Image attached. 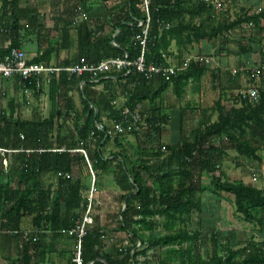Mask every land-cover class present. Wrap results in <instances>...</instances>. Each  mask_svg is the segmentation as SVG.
Segmentation results:
<instances>
[{
    "label": "trees",
    "instance_id": "16d2710c",
    "mask_svg": "<svg viewBox=\"0 0 264 264\" xmlns=\"http://www.w3.org/2000/svg\"><path fill=\"white\" fill-rule=\"evenodd\" d=\"M19 1L0 0V27L15 37L8 48L0 49V59L11 48L24 51L20 43L24 26L20 23ZM127 1L129 11L121 12V18L114 24L119 30L114 40L118 47L111 44L116 31L113 29L108 38L97 39L89 46L88 41L100 29L89 30L84 23L79 24V34L82 29L86 32L78 41L79 57L83 56L84 49L95 53L99 49L104 51L96 59L81 58L79 63L125 57L134 60L140 55L135 36L141 29L133 19L143 20L145 15L140 0ZM250 7L253 8L251 4ZM247 8L243 5L237 16L230 19L217 14L205 0H151L146 61L166 62L163 56L181 58L189 52L188 46L205 45L216 39L228 41L231 34L244 32L249 24V39H239L242 43L239 49L246 55L244 50H250L247 57L252 53L260 55L258 65L262 74L253 80L258 89L257 101L244 100L238 91L231 94L226 106L224 95L219 94L213 106L200 110L198 127L183 133L172 145L161 141L165 125L170 121L169 112L159 111L155 105L149 108L154 115L148 120L159 121L161 125L151 130L152 133H113L119 112L116 101L120 95H125L123 107L134 108L149 96L153 101L160 99L171 85L179 98L187 87L196 85L210 71L211 62L192 61L169 82L159 78L161 86L147 98L136 89L146 80L134 72L125 76L108 72L97 77L89 73L70 77L64 72L52 73L48 75V82L41 78L39 88L35 79L18 78L20 92L27 89L36 97L44 94L49 108L46 115L23 118L14 98L8 100V110L0 104V148L17 151L4 156L6 168L0 162V237H7L15 244L14 253H0V264H38L49 247L44 240L47 234L70 238L75 248V237L63 236L58 231L75 228L88 207L91 174L79 149L87 154L96 188L89 211L92 223L86 226L82 239L83 264H264V241L256 242L252 238L239 244L227 232L219 235L213 228L204 232L200 222L196 228H191L194 215L200 218L207 207L202 196L221 199L225 193L232 196L234 213L246 223H257L260 233L264 232V189L246 185L240 179H230L223 169L225 160L221 146V142H227L244 164L258 162L257 167L262 164L264 9L248 14ZM166 24L170 25L168 29H165ZM32 32L37 43L39 27L33 26ZM200 55L211 57L207 51ZM44 56L37 54L29 61L44 63ZM240 69L242 67L234 75H247ZM103 76L110 77L100 80ZM113 79L121 85H112ZM96 80L103 84V90L89 91ZM80 82L84 83L82 89ZM94 109H97L96 114ZM102 113L109 124L100 119ZM162 146L166 147V152H161ZM236 165L241 164L237 161ZM252 170L259 171L260 175L258 168H251L250 173ZM59 173L68 174L70 178L59 177ZM196 174L204 175L207 183L198 182ZM110 181L114 190L106 187ZM105 189L116 200L104 201ZM113 202L117 203L115 210L110 208ZM24 221L29 223V229L24 228ZM22 230L32 233L22 239L19 234ZM155 232H159L158 235H154ZM117 233L127 236L125 243L115 238ZM207 234L212 248L202 252Z\"/></svg>",
    "mask_w": 264,
    "mask_h": 264
},
{
    "label": "crops",
    "instance_id": "0c3cea01",
    "mask_svg": "<svg viewBox=\"0 0 264 264\" xmlns=\"http://www.w3.org/2000/svg\"><path fill=\"white\" fill-rule=\"evenodd\" d=\"M246 3V4H245ZM83 6V11L87 14V19L84 21H79L75 19L74 15V9L78 6ZM234 6L231 8L230 11L234 12H240V8L244 5L245 7H250V3L247 2H239L238 0H235ZM252 7L261 6L264 9V0L255 1L251 4ZM19 8L21 9L20 17L21 21L20 23L24 26L23 27V37H20V43L22 45V48L26 52V56L28 59H31L35 55H42V53L46 56H44L45 61L44 64L50 67L55 68H69L79 65V60L82 59H96V57H99L101 54H103V49H99L98 52H93L92 50H89L86 52V49L82 51L83 56L79 57V38L86 35L85 29H82V33L79 34L77 27L79 24L84 23L86 27L89 28V30H97L98 28L100 31L97 32L96 35H94L93 39L88 41V45L92 46V44L97 39H103L108 38L111 33H113V30H116L115 33L112 35L113 41L111 44L115 47H118L114 43L115 38L117 37L119 30L116 28V23L121 18V12L129 11V5L127 0H113L109 1L107 3L101 1V0H20L19 1ZM135 20V19H133ZM140 21V20H138ZM115 24V25H114ZM132 25V23H130ZM33 26H38L40 33H38L37 43H35V36L33 35ZM262 26L264 27V21L262 22ZM45 31V33L41 32V29ZM113 29V30H112ZM30 31L29 33L27 32ZM32 34V35H31ZM232 38V37H231ZM15 37H11L6 32L0 36V49H4L6 45L9 43L11 44V41H14ZM54 40V41H52ZM225 39H216L213 40L211 43L207 44H200V45H193V47L188 46L187 49L189 52L183 54L181 58H178L175 56H168L165 57V60L167 63H177L180 62L187 57L190 56H196L200 55L201 52L205 53L206 51L209 52V56H213L212 59L215 63L210 65V71L202 77L200 82H198L196 85L189 86L186 88L187 92L188 90H193L195 93H200L203 89V79L207 76L210 78V83L212 84V88L216 89L220 94H223L224 101L223 104H228L226 106H229L231 94H236L238 91L245 90L244 87V81H247V75L242 73L240 76L234 75L231 73L232 70H239V68L246 66H259V56L258 54H249L250 50H244L247 55L240 51V49H237L235 46L234 48L226 47L225 45ZM237 44V40L235 41ZM25 44H32L36 46V48L33 50V52L30 54L28 50L24 48ZM52 44V47H51ZM234 44L230 43L229 46ZM242 44V43H241ZM235 49V50H232ZM172 52L175 51L174 46L171 47ZM48 54V55H47ZM229 54V55H228ZM105 61V60H104ZM255 62V63H254ZM233 64V66H232ZM238 66V67H237ZM119 72V71H114ZM121 73V72H120ZM106 77L110 76H103L100 80L105 79ZM117 78V77H116ZM113 79L112 85L117 86L121 85L118 84ZM95 86H92L89 88V91L94 90L96 92H101L104 88L103 84L100 83L99 80L93 81ZM122 83V82H121ZM16 84V87H13V85ZM241 84V85H240ZM12 87L15 90H18V78L12 77L9 79H0V104L2 107H5L7 110L8 107V97H9V89ZM86 86V85H85ZM137 90H139L140 94L144 95L146 98L149 95H152L154 92L158 90V88L161 86V81L159 78H153L151 80H146L145 82H142L137 85ZM80 89L84 87V83L80 82L79 84ZM21 90H18V92ZM23 93V92H22ZM5 94V96H4ZM23 99L26 97L28 99V96H34L35 99H40V97H45L44 94L40 95L39 97H36L32 93L25 94L23 93ZM74 100L76 103H78L77 95L76 93H73ZM171 96H175V93L173 91L172 85L168 87V89L161 95L160 99L151 100L150 96L148 99H144L141 104L145 108H150L152 105H155L156 108H159V111H168L170 121L175 116V104L174 105H166L164 104V100L168 99L169 101L172 100ZM177 96V95H176ZM175 96V97H176ZM178 97V96H177ZM219 97V96H218ZM47 99V97H45ZM7 99V103L2 102L3 100ZM178 100V99H177ZM176 100V101H177ZM126 102L125 95H120L119 98L116 101V104L118 105L119 109L123 107V104ZM26 105L30 104V101L24 102ZM18 105V104H17ZM19 106L16 107L18 110ZM177 109L180 110V105H177ZM94 109V113H95ZM48 113V112H47ZM46 113V114H47ZM97 113V112H96ZM95 113V114H96ZM37 114L40 115H46L42 111H40V108L37 106L33 110L32 116H28L26 118H32L35 117ZM100 119L102 122L109 124L104 116V113L101 114ZM170 121L168 124H170ZM112 126V125H111ZM169 133V134H168ZM172 138V139H171ZM172 135L171 132L167 131L165 128V131H163L161 135V141L163 144H175L178 142L179 139ZM261 164V163H260ZM254 164L251 163V166ZM257 165L258 162H257ZM262 168L264 167V164H261ZM260 165V166H261ZM257 167V166H253ZM251 167V168H253ZM250 168V166H249ZM262 169L260 170L261 173ZM264 176V173H262ZM242 180L241 178H239ZM246 185L249 186H255L257 188L264 189V183L259 184L256 182V184L251 180V178L247 181L242 180ZM109 188L114 190L113 182L110 181ZM111 190V191H113ZM110 196V195H109ZM102 197H104L102 195ZM112 201L116 200L115 197H109ZM108 198V199H109ZM105 201L106 199L103 198ZM107 201V200H106ZM116 202H113L111 204V209L115 210L116 208ZM124 206V205H123ZM103 217V216H102ZM28 222V221H27ZM26 223V222H25ZM254 225V224H253ZM25 229H29V223H26ZM260 228V227H259ZM253 233L251 235L252 238L256 242H262L264 241V232L260 233ZM159 232H155L154 235H158ZM118 241H125L127 240V236L124 233H117L115 237ZM45 243L48 245V249L46 251L45 257L40 260L38 264H70V259L72 257V252L74 251V242L70 238L65 237H56L52 236L51 234H47L45 237ZM15 244L12 243V240L7 237H0V253L4 255L14 253L15 251ZM140 246V243L138 244ZM72 262V259H71Z\"/></svg>",
    "mask_w": 264,
    "mask_h": 264
},
{
    "label": "built area",
    "instance_id": "2783aa9c",
    "mask_svg": "<svg viewBox=\"0 0 264 264\" xmlns=\"http://www.w3.org/2000/svg\"><path fill=\"white\" fill-rule=\"evenodd\" d=\"M239 2L246 1L247 3L252 4L255 1L259 0H238ZM205 2L209 3L214 11L217 14H225L230 12L233 7V0H205ZM150 4L151 0H140V8L144 13L145 17L143 20L137 21L133 20L134 24L141 29V32L135 36V39L138 41L140 46V55L134 60H128L125 58H111L109 60L101 61L99 63H86L84 60H81L79 65L69 68H55L47 66L44 63H30L27 58L25 52L21 48H11L4 56L0 59V79H9L12 77L19 78L23 81H28L30 79H35L37 84L36 87L39 88L41 85V78H44L48 82V75L52 73H60L64 72L68 77L72 75H81L83 73H89L94 77L99 75H105L108 72L119 71L123 74V76L128 75L131 72L139 74L145 80H151L153 78H160L164 81H171L176 78L180 73L184 72L189 63L197 62H205L212 63V59L209 57L196 55L190 56L186 59L173 63H167L162 61H146L145 59V47L147 44L148 34H149V25H150ZM248 14L259 13L263 10L261 6L257 7H249L247 8ZM75 19L79 21H83L87 19V14L82 10L81 7H76L74 9ZM132 24V25H134ZM251 24L247 25L250 27ZM170 27L169 24L165 25V29ZM6 31H4L0 27V36L3 35ZM10 44L8 43L5 47L8 48ZM163 58H165L163 56ZM247 72V80L249 84L247 85L244 91H240L242 98L248 100L250 102H255L258 99V89L254 84L253 80L258 79L262 74V70L259 66H251V67H242V69ZM238 70H232V74H236ZM25 94H28L29 91L27 89L24 90ZM154 113L149 108H145L143 104H137L134 108L131 107H123L119 109L118 112V122L113 126V133L115 134H127L132 132H143L147 134L148 132L152 133L156 127H160L159 121H149L148 118L153 116ZM148 120V121H147ZM149 133V134H150ZM152 136V134H150ZM14 150H6L0 148V162L4 168L7 167V160L4 156L8 153H16ZM78 152L82 153L85 157L88 167L90 169L91 183L88 194V207L86 212L84 213L81 221L78 225L73 229H62L58 231L59 234L67 237H75V248L73 252L72 264H83V259L81 256L82 252V239L86 235L85 228L87 225L92 223V219L89 215L91 201L93 200L94 194L96 192L95 188V175L91 170V165L87 158V154L83 149H79ZM161 152H166V147H161ZM190 161V159H188ZM261 163L264 164V154L261 156ZM259 171L252 170L251 180L256 181L259 177ZM59 177H63L66 179L70 178L68 174H58ZM31 231L22 230L19 232L21 234L22 239H26L31 235ZM36 234L40 233V231H36Z\"/></svg>",
    "mask_w": 264,
    "mask_h": 264
},
{
    "label": "rangeland",
    "instance_id": "374dc122",
    "mask_svg": "<svg viewBox=\"0 0 264 264\" xmlns=\"http://www.w3.org/2000/svg\"><path fill=\"white\" fill-rule=\"evenodd\" d=\"M237 14H238L237 12L230 11L222 15L226 16L227 18L233 19L237 16ZM250 29H251L250 27H247L244 30V32H241L239 30L231 34L228 37V41L225 42L226 47L232 46L234 48L235 46L237 49H239L241 45L240 44L241 42L239 41V39L241 38L249 39ZM236 40H237V44L235 43ZM233 42L234 44L230 46L228 45ZM24 48L28 50L29 53L31 54L33 50L36 48V46L32 44H25ZM232 50H235V49H232ZM212 57L213 56L209 58L212 59ZM213 63L215 62L212 61V64ZM209 78L210 77L207 76L203 79V89L200 93H197V92L195 93L193 90H190V91L188 90L187 92H185V94H183L179 98L175 95L176 97L171 96L172 98L171 101H169L168 99L164 100L163 103L166 105L175 104V110H174L175 116L174 118L171 119L170 124L165 125L166 130L171 132L172 135H174V138L178 136V138L176 139H180L183 133H188L191 130L197 128L199 125V120H200V110L205 107L213 106V103L217 100L220 93L216 89L212 88V84L210 83L211 80ZM248 84H249L248 80L246 82L244 81L243 88L246 89ZM13 87H16V84L13 85ZM13 87L11 85L9 89L8 99L9 98L15 99L16 103L19 106L18 108L19 113L23 118L32 116L33 110L36 106L40 108V111H42L44 114L48 112L49 103L45 97H40V99H35L34 96H28V99L26 97L23 99L24 94H22V92L20 91L18 92V90H15ZM241 91H244V90H241ZM28 100L30 101V104L26 105L24 102H27ZM2 102L7 103V99L3 100ZM177 105L178 106L180 105V110L177 109ZM188 107L189 108L191 107V109H188ZM192 109L197 110V111L192 112ZM182 110H184L185 112H183ZM129 139L132 140L133 138L130 136ZM221 146L224 152V160H225V164H223L224 165L223 169L225 170L229 178L232 180H236L239 178L245 181L249 180L251 178L250 169L253 166H257V162L253 163L254 164L253 166H251V164L249 165L244 164L242 163L243 162L242 160L237 159L235 152L229 149L227 142H221ZM237 161H239L241 165H236ZM256 168H258L259 170L262 169V171L258 179L253 182L255 184L256 182L259 184H262L264 183V176L262 175V173H264V167L262 168V165H261L260 167H256ZM195 176H196L195 178L197 179V181L200 182L201 184L207 183V179L204 175L196 174ZM90 183H91V180H90ZM109 186L110 185L106 187H109ZM107 190L108 189H105V191H103V196H104L103 198L106 200H109L108 198L110 197L109 196L110 191H107ZM222 196L223 198L221 199L213 198L210 195L202 196V201L204 204H207L206 205L207 207L205 208V211L203 212L200 218H198V215H194V221L191 225V228L193 229L196 228L197 223L200 222L202 224L204 232H207L209 228H213L217 230L219 235L225 234L227 232L229 234V237L233 238V241L237 240L239 244L247 243L249 240L252 239L251 235L253 233H259L261 229L259 228L257 223L254 225L246 223L241 219L240 216L234 213L233 206L231 204V201H232L231 195L223 193ZM206 236L207 237L204 238L205 241L201 248L202 252H205L207 250L209 251L212 248L209 242L210 236L208 234Z\"/></svg>",
    "mask_w": 264,
    "mask_h": 264
},
{
    "label": "water",
    "instance_id": "95a60500",
    "mask_svg": "<svg viewBox=\"0 0 264 264\" xmlns=\"http://www.w3.org/2000/svg\"><path fill=\"white\" fill-rule=\"evenodd\" d=\"M97 112V110H95V113ZM99 127V129H102V127L99 125L98 126ZM105 139H106V137H105ZM125 203H126V201H124V206H123V209L125 208Z\"/></svg>",
    "mask_w": 264,
    "mask_h": 264
}]
</instances>
